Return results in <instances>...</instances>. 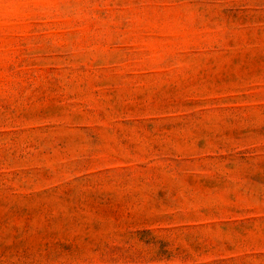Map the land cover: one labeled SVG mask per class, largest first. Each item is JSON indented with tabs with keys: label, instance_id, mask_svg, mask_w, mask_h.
<instances>
[{
	"label": "rangeland",
	"instance_id": "1",
	"mask_svg": "<svg viewBox=\"0 0 264 264\" xmlns=\"http://www.w3.org/2000/svg\"><path fill=\"white\" fill-rule=\"evenodd\" d=\"M0 264H264V0H0Z\"/></svg>",
	"mask_w": 264,
	"mask_h": 264
}]
</instances>
